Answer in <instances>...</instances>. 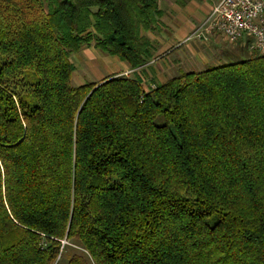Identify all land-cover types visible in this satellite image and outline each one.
I'll return each instance as SVG.
<instances>
[{
	"label": "trees",
	"instance_id": "trees-1",
	"mask_svg": "<svg viewBox=\"0 0 264 264\" xmlns=\"http://www.w3.org/2000/svg\"><path fill=\"white\" fill-rule=\"evenodd\" d=\"M46 1L0 0V264H264V57L74 86L90 29L143 65L159 0Z\"/></svg>",
	"mask_w": 264,
	"mask_h": 264
},
{
	"label": "rangeland",
	"instance_id": "rangeland-1",
	"mask_svg": "<svg viewBox=\"0 0 264 264\" xmlns=\"http://www.w3.org/2000/svg\"><path fill=\"white\" fill-rule=\"evenodd\" d=\"M47 1L44 0L45 5L47 6ZM184 3V4H183ZM195 4L200 6L202 3V0H159L158 1V9L159 5L163 9V13L160 12V17L157 19L156 24L152 29L149 31H141V35L145 37V39L148 41V49L147 52L144 55V63L143 65L132 68L129 64L119 59L117 56L110 54L109 52L102 51L97 47L96 44V32L95 30H89L86 32V34H83V37H86L89 33V36L91 37L90 43L84 45L77 53L70 54V61L73 65V68L75 70L74 73V81L72 82L74 86H77L82 81H86V83H100L105 78L109 76H124L130 79L137 80L143 90L145 92H149L153 89H155L157 86L166 83L172 78H175L177 76H180V74H183L184 72H181L180 74H177V69L175 71H170L168 69L169 63L163 64V66L159 67V64L162 63V58L159 59V55L154 57V60H152L153 53L151 52V47L154 45V47H157V41H150V38H159L160 40L163 38H169L172 42L168 40V42L162 43V45H159V47H163L161 51H159V54H162L164 48L169 45H177L179 41H182L181 47L178 49H181L184 44H186L181 51H179L178 55V62H175L177 64V68L180 67L181 70H188L189 65L191 62H194L195 59H187L189 56L193 57L195 54L192 52H195L196 55H203L204 49H206L207 54L209 55L210 52L206 48L208 44L216 43V46H218V37H220L219 41L220 44L223 47V51H227V53H230V56L232 58H229L228 60L231 61H225V58L221 59V63H218V59L214 60L211 64H209L208 68H214L216 66L223 65L224 61L227 62L226 64L236 63L245 59H248L253 56H259L254 51H251L247 46L235 43L231 44L229 43L225 38L217 35V34H206V37H198L196 35H199L198 33L193 36L194 32L199 29V27L202 26V24L206 21L208 16L210 15L213 7L218 3H216L212 9L209 11V13L202 19V21L195 27V29L192 31V33L188 36L185 34L186 27L181 22L183 17L186 16V8L190 4ZM192 4V5H193ZM94 11V10H92ZM162 17V20H161ZM161 20V21H160ZM173 23V24H172ZM168 25V26H167ZM185 27V28H184ZM201 32V31H200ZM146 33L149 36H145ZM153 35V37H152ZM208 35V36H207ZM148 37V38H147ZM155 40V39H154ZM223 40V41H222ZM165 41V40H164ZM167 41V40H166ZM193 41V42H192ZM225 41V42H224ZM155 42V43H154ZM196 43L195 45L188 44V43ZM198 42H203L205 44H197ZM166 45V47H164ZM191 48L190 52L189 49ZM155 56V55H154ZM180 62L182 64H180ZM122 63H126L125 65L128 67L125 73L122 69ZM153 64L154 66H149ZM168 65V66H167ZM199 68V66H198ZM198 70V69H197ZM74 72V71H73ZM199 72V71H195ZM172 73V74H171ZM174 74V75H173ZM85 83V84H86ZM64 245H67L69 249H66L63 251V255L59 257V259L55 262V264H66L67 260L69 258V255L72 254L71 247L73 245H70L68 243H64Z\"/></svg>",
	"mask_w": 264,
	"mask_h": 264
},
{
	"label": "built area",
	"instance_id": "built-area-1",
	"mask_svg": "<svg viewBox=\"0 0 264 264\" xmlns=\"http://www.w3.org/2000/svg\"><path fill=\"white\" fill-rule=\"evenodd\" d=\"M197 33L217 34L264 57V0H219Z\"/></svg>",
	"mask_w": 264,
	"mask_h": 264
},
{
	"label": "crops",
	"instance_id": "crops-1",
	"mask_svg": "<svg viewBox=\"0 0 264 264\" xmlns=\"http://www.w3.org/2000/svg\"><path fill=\"white\" fill-rule=\"evenodd\" d=\"M218 1L219 0H202V3L200 4V6L195 5L193 3H192L193 5L191 4V6H190V4L188 5V7L186 8V10H187L186 16L183 17V19L181 21L183 23V25H185V27H186V30H187L185 32L186 35L189 36L192 33V31L195 29V27L202 21V19H204V17L209 13V11L212 9V7ZM159 11L163 13V9L160 5H159ZM161 20H162V17H161ZM148 34H150V33H146L145 36H149ZM152 37H153V35H152ZM219 39H220V37H218V46L217 47H214V46H216V43H212V42H210L211 44L206 45L207 46L206 48L209 50L208 52H210L209 55L207 54L206 49H204L205 53L202 56L196 55L195 52H192L195 55L193 57L189 56L187 59L189 60V59L193 58V59H195V61L190 63V64H194L192 66L187 64V66L189 67L188 70H181L180 67L177 68V64H175V62H178L177 61L178 56H176V55H178L179 51H181L182 48L186 45V44H184L181 49H178L179 47H181V45L183 43L182 41H179L177 45H169V43H167L168 44L167 47H169V48H164L162 54H159V51H161L163 49V47H159V45H162V43L168 42L169 38H165L164 39L165 41L163 40V38L161 40L157 37L150 38L149 39L150 41L151 40L155 41V42L157 41V43H156L157 47H154V45H153L150 48L151 52L153 53V55L151 57H152V60H154V57L159 55V59L162 58V60H161L162 63L159 64V67L163 66V64H166L168 62L169 63V66L167 65L168 69H170V71H172V73H173V71H175V69H177V74H180L181 72L189 73V72H195V71H203V70H205L206 67L209 66V64H211L216 59H218V63L222 62L221 61L222 58H225L224 59L225 61H231V60H228L229 58H232L230 56V53H227V51H223V47L220 44L221 41H219ZM169 41H170V43L172 42L171 39ZM192 42H190L188 44L189 45L190 44H192V45L196 44L195 42L194 43H192ZM197 44H205V43L198 42ZM164 47H166V45ZM190 50H191V48L189 49L188 52H190ZM225 61L223 62L224 64L227 63ZM125 64L126 63H122V69H123L124 73L126 71H128L127 70L128 67ZM180 64H182V63L180 62ZM149 66H154V65L151 64ZM198 66H199V68H198ZM216 67H218V66H216ZM75 70L72 73V82L74 81ZM85 83H86V81H82L79 84H77V86H82Z\"/></svg>",
	"mask_w": 264,
	"mask_h": 264
}]
</instances>
